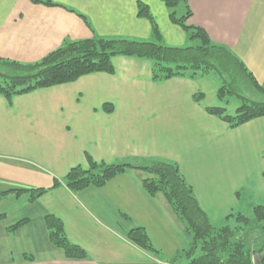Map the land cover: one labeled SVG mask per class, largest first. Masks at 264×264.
I'll list each match as a JSON object with an SVG mask.
<instances>
[{
    "label": "crops",
    "instance_id": "obj_1",
    "mask_svg": "<svg viewBox=\"0 0 264 264\" xmlns=\"http://www.w3.org/2000/svg\"><path fill=\"white\" fill-rule=\"evenodd\" d=\"M0 0V58L33 63L65 40L125 38L181 46L187 33L162 0ZM147 4L157 25L137 15ZM186 22L226 46L264 88V0H187ZM189 38V37H188ZM188 46V45H187ZM112 73L95 72L7 101L0 94V191L50 187L75 165L159 158L178 165L209 221L218 225L264 201V116L235 128L205 108L235 113L240 102L217 96L215 73L155 81L150 59L116 55ZM202 94L200 101L195 94ZM234 107L229 108V103ZM234 100V101H233ZM110 104L111 111L104 110ZM147 173L127 168L100 187L61 184L29 201L0 197V264H165L187 235L162 193L142 187ZM61 219L66 236L87 254L70 259L49 238L44 216ZM27 222L14 232L7 227ZM142 226L159 254L126 240ZM31 257V258H27Z\"/></svg>",
    "mask_w": 264,
    "mask_h": 264
},
{
    "label": "trees",
    "instance_id": "obj_2",
    "mask_svg": "<svg viewBox=\"0 0 264 264\" xmlns=\"http://www.w3.org/2000/svg\"><path fill=\"white\" fill-rule=\"evenodd\" d=\"M30 1L57 5L52 0ZM162 2L170 9V20L188 33L189 39L196 41L195 44L181 47L154 41L97 36L65 40L59 47L33 63L0 58V94L10 101L15 95L69 83L85 74L112 73V58L116 55H127L150 59L151 77L155 81L176 76L197 78L207 73L217 74L221 80L217 91L218 98L224 100L227 96L235 95L240 100V105L233 114H227L221 106H210L205 110L226 122L231 128L264 116V100H248L240 93L243 87H251L264 96V88L258 84L243 62L226 46L213 42L202 28L186 22L191 14L187 0ZM179 5L182 6L183 13L178 16L175 8ZM137 15L150 20L152 31L159 39L157 25L147 4L137 2ZM193 97L195 101H200L202 94H195ZM104 110L111 111V105H104ZM85 158L86 166L78 164L71 167L60 181L55 179L50 187L8 189L0 191V197L7 193H26L28 200L32 201L61 184L71 191L88 186L100 187L127 168L140 169L147 173L142 179L143 189L149 195L162 193L180 226L189 235L188 244L178 250L167 264H264V201L251 206V217L239 211L236 214L231 213L229 216H234L239 222L235 226L223 224L224 222L214 225L198 204L192 187L179 172L175 162L159 158H136L133 161L107 163L96 161L89 154H86ZM26 222L27 219L22 218L7 227V231L14 232ZM44 222L50 241L61 248L67 258L87 257L83 248L68 239L60 218L47 214L44 216ZM257 229L260 242L254 245V240H249L246 235L256 232ZM126 240L148 253L159 254L142 226L129 229Z\"/></svg>",
    "mask_w": 264,
    "mask_h": 264
},
{
    "label": "rangeland",
    "instance_id": "obj_3",
    "mask_svg": "<svg viewBox=\"0 0 264 264\" xmlns=\"http://www.w3.org/2000/svg\"><path fill=\"white\" fill-rule=\"evenodd\" d=\"M175 10H176V14L178 16L183 13L181 5L177 6L175 8ZM188 37H189V34L187 33V39L182 46L195 44L196 41L190 40ZM240 93H241L242 97H245L248 100L249 99L250 100H257V101L264 100V96L261 93L256 92L255 89H252L251 87H243L240 90ZM230 96L233 98H236L240 102V100L237 98V96H235V95H230ZM227 97H229V96H227ZM232 105L234 107L235 104L231 100V102L229 103V108H232ZM237 211L241 212L243 215L250 216V217L252 216V207H249V209L247 207H242L241 209L234 211L233 214H236ZM225 223L230 224V226H235V225L239 224V222L235 219L234 216H228L227 220H225L223 224H225ZM258 231L259 230L257 229L256 232H251V233L246 235L247 238H249V240L250 239L254 240V242H253L254 245H257L260 242V239H259L260 237H259ZM244 234H246V232ZM170 260H172V257L170 258Z\"/></svg>",
    "mask_w": 264,
    "mask_h": 264
}]
</instances>
